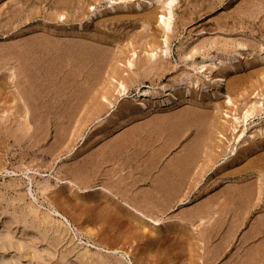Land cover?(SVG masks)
<instances>
[{
  "label": "rangeland",
  "instance_id": "1",
  "mask_svg": "<svg viewBox=\"0 0 264 264\" xmlns=\"http://www.w3.org/2000/svg\"><path fill=\"white\" fill-rule=\"evenodd\" d=\"M11 1L13 2L11 3ZM18 1L19 0L17 1L16 0L15 1L14 0H10V1L0 0V11L3 14L2 15L0 13L2 15L0 18V22L2 21V25L0 26V46H1L0 50L2 51L0 52V54L3 53L5 55H9L10 57L12 56L11 57L12 59L6 56L7 59H11V62L9 63L8 61L10 60L7 61V59H5L4 61L3 59L4 56L1 54V56H3L2 57L3 60L1 59V56H0V62L1 60H2V63L5 62V65L1 63L2 67L0 68V78H1L0 82L1 83L4 82L5 89L7 88L5 91H3L4 89L2 88H4V83L1 84V87L2 86L3 87L0 88V90L1 92L2 91L3 92L2 93L0 92L1 93L0 94L1 95L0 96V195L4 193L5 197L3 199L0 196V206H1L0 209H3L2 207H6L4 206L6 204L9 206L11 203L13 204V202L10 203V201L14 199L13 197L18 196V194L23 195V196L25 195L26 203L32 202L41 212H47V213L49 212L48 214H50L54 219L61 220L64 223V225L66 226V227L64 226V228H67L68 234L66 233L67 236H65L63 246H65L64 243H66L67 248L70 249L72 246H69V245L71 244L73 245V248H75V251L77 252L81 251V253L84 252L83 250L85 249L90 250V252L100 253L104 255V257L106 256L107 259L109 258L110 259L109 261L112 263L121 262L119 264H237V263L242 264L243 259L246 260L250 256V254L248 255V253L251 250L253 252L254 243H257L256 241H260L263 238V235L257 236V237H254V235H251L252 234L251 229H252L253 224L256 222L255 220L257 219V217H259L257 214L260 211H262V209L264 210L263 208L264 207V204H263L264 194L261 195L262 198L258 201L255 200L257 195L254 196L255 198L254 201H252L253 200L252 199L251 203L247 206L248 208L246 207L247 210H245L246 212L244 215L245 218L242 220L243 222L241 223H240L241 220L239 221V219L238 220L236 219L239 222L237 223V221L234 219L235 213L232 208L230 209L227 206L224 207L225 213H223V215H221L222 213L219 214V216H222L219 219H218V213L214 212L217 214V216L215 215L216 218L213 213L212 214L213 216L211 217V219L207 220L208 222L210 221V224L208 225L207 223H205V225L208 227L207 228L208 230L206 231L208 234L207 236L209 238L205 242L206 245L202 243V241H205V240L203 239L202 241L199 240V238L201 239L200 235L198 234L199 231L202 228L205 229L203 226L198 224L199 221H194L196 223L198 222L197 226L199 225L198 227L197 226L195 227L192 224L191 225L189 224L190 221L187 223L188 220L184 219L182 217V214L181 216L179 215L182 210L189 209L194 206L197 207L200 205L206 206L204 207L205 209L208 208L211 211L212 210L217 211L219 208L214 203H212L213 199L215 201V199L217 200L220 198L221 200H217V201H219V204L224 205L225 204L224 201L227 200L226 196L231 188L229 185L233 183L234 181L232 180L230 183L229 181L231 179L229 180L224 179L223 176L226 174L225 171L228 172L229 170L231 171L234 169H238V165L240 167L243 163H245L244 161L247 158L246 157L244 158L241 154L247 155L246 153H248V150H249L248 147L252 148L254 144H258L259 147L264 146V60H262V58H264V0H174L170 5V9H171L170 18L171 19L169 20L170 21L169 22L170 31L168 30V32L165 29V25L161 22L160 17L161 15H164L165 17L167 16L169 17V14L167 12L168 8L166 5V3L169 0H157V2H155L156 0L155 1L153 0V3L151 4L149 2H152V0H149V1L148 0H128L126 2H124V0H116V1H110V0H83L82 1L81 0V2L80 0H77L78 2L76 0H72V1L64 0V2L66 3V9L63 11H60L59 13H57L55 8L53 7L52 2L54 0H47V1L46 0H20L22 1L21 3L20 1L19 2ZM82 2H84L85 4ZM78 3L79 4L82 3L81 6ZM138 3L142 7H137ZM16 4L22 7L18 6V9H17ZM11 6H16L17 11L20 9L19 11H21L22 14L21 12L18 13L14 8L13 10ZM112 6L114 8H111ZM9 7H10V10L9 9L7 10L6 8H9ZM31 8L33 10H31ZM74 8H76V10H74ZM155 8L156 10H154ZM29 9L32 13L29 11ZM5 10H7L8 12L6 13ZM53 10L55 12H53ZM12 11L13 12L15 11L16 13L15 12L13 13ZM26 11H28V13ZM145 11L148 12L149 14L153 12V15L155 16V18H157L156 19L157 21H156L154 19V16L152 15L153 21L151 19L152 24H149V26H151L150 28L147 25V22H145L146 24L145 26V24H143L144 21H142L143 20L142 15L147 14ZM24 13L28 14V15L26 14L27 19H25ZM131 13L135 15L138 14V15L133 16V14L131 15ZM4 14H7V17H9V19L11 18V20L7 19L6 15ZM12 14L13 16H9ZM17 14L18 15L21 14L20 17ZM124 14H129L131 18L123 19L121 16ZM113 15L119 16L116 21L114 22L112 21L113 24L110 21L109 22L106 21L108 20L107 19L108 17H109V20L111 17H114ZM45 17H47L49 20ZM104 17L106 18L104 19ZM139 18L141 19L140 22L142 21L143 23L140 24V22L138 21ZM3 21L7 23L5 25L6 27L4 26L5 23ZM9 24L11 27L9 26ZM39 25L41 29L37 27ZM41 26L44 27L45 29L43 28L44 29L43 30ZM26 27L27 29H25ZM28 27L29 28L31 27L30 30H28ZM34 27H37L36 28L37 30ZM52 27L56 29V33L54 32V34L53 32L47 29V28H52ZM69 29L74 30V31H71ZM66 30L70 34L71 32L72 33L74 32V34L70 35L67 32L68 34L67 35L65 33ZM140 30L143 31V34L145 30L144 36H142L143 34L140 33ZM147 30L148 32L146 34ZM30 31L32 32V34L30 33ZM165 31L167 34H165ZM43 32H44V35L46 36L47 35L50 36V34L51 36L52 34L54 36L59 33L54 38H57L59 36L58 38L60 39L62 37L63 40L62 39L61 40L63 43L65 40L63 36L64 37L67 36L68 38L66 40L68 41H69V38L72 39L75 36L76 39L78 38V40L80 41H83V39L85 38H87V40L89 39V41H86V44L88 43V45L90 44L94 45V43H96L94 45L96 46V45L101 44L102 46H105L104 47L105 49L106 48L109 49L108 52H111L112 50V52L110 53L111 58L105 59V60H108V64H107V61H104L101 58H97L98 62L94 61L96 60V58L94 59L92 57L93 60L90 58L89 61L91 62H96L100 64L105 63L106 65L97 64L100 67V70L103 67L105 69V70L103 69L102 71H100L101 73H98V76H97V79L99 78V76L100 78L102 77L101 78L102 82L100 80V83H97L99 82V80L93 78L95 79V81L97 80V82L95 83V81L91 79L89 83H92L93 81V86H94L93 89L95 92L90 93L88 91L90 93V94L88 93V96L89 95L90 96L89 97L87 96L86 97L87 99H85L84 97L85 94L87 93V91H85V94H84V89H86V87H88L89 89L92 87L89 84H88L89 86L88 85L86 87L84 86V84L86 83L85 78L88 77L87 76L88 70L86 71V69H88L89 66H86L84 68L85 71H83L82 69L83 72L79 74V76H77L82 79L79 80V78H73V77L72 78L70 77V79H68L67 71H69L70 70L69 68H71V65L69 64L68 59H67L68 62L66 61V58L64 60L65 62L63 61L64 63L67 62L68 64H60L61 67L65 65L63 67L64 69L60 67L59 69L58 66L60 65L56 67L53 63L47 62L49 61V59L46 58L44 54L42 55V58H46V59H42L40 56L41 54H37V55L31 54V52H29V49H27L30 46L27 43L29 41L28 36L33 35L29 38H33V37L39 38L40 35H43L42 34ZM97 32L101 33L102 36H100L101 34L99 35V33L96 34ZM60 33H63V34H60ZM89 33H91V35L95 33L93 36L97 37V39L95 38V40H97L100 43L97 44L98 42L95 41L93 36L91 37V35H89L91 37L90 38L87 35ZM164 34L167 35V37L164 36ZM99 36L100 38L104 37L105 40L103 38L101 39V41H99L100 39ZM141 36L143 38H141ZM12 38H13V41L15 40L13 43V47L10 46L12 45L11 43ZM16 38L19 40L18 41L19 43L17 42L15 44V42L17 41ZM164 40H166V42ZM23 43H25V45ZM65 43H68V42L66 41ZM106 44H107V47H106ZM150 44L155 48V50H153L154 52L151 50L152 47ZM4 45L5 46L9 45V46L7 50L3 52V50L5 49ZM155 45L156 46L158 45V46L155 47ZM224 45H226L225 49H223ZM14 46L16 49H13ZM17 46L18 47L20 46V48H18ZM108 46L111 47V49ZM149 46L151 47L150 51L152 52H149V50H147ZM24 47H25V50L27 49L26 52L24 51ZM132 47L133 49H135L134 55L133 53H131ZM34 48H36V46H34ZM142 49H144L145 52ZM165 49L169 50L167 54H166ZM222 49L224 51L221 53L220 50ZM16 50L24 51L25 54L28 52V54H26L27 62L31 60L30 57H32V60H35L38 55L39 56L37 58L40 57L39 58L40 60L36 59L35 60L36 62L34 61L35 62L34 64L32 60L29 61L28 64H26L28 66L26 67V70L28 69L29 70L26 74L24 71L25 76L24 74L23 76L26 78L31 77V78H27L26 79L27 81L25 80L23 76L19 75L20 72L18 71L17 68L13 69L14 71L12 70V68H15L16 67L15 65H17L15 63L16 62L15 59H13V56L15 57L16 52H12ZM191 53H193V55H191ZM108 54H107V57L109 56ZM124 54L126 58H124L123 61H119V64L116 63V66L118 65L120 67L119 69H122L121 70L122 75H125L123 77H127V75L131 77L133 73H135L134 75L136 76L137 74L136 76L137 78L133 76L136 81L135 83H132L128 80L130 84L126 82L127 83L126 90L123 92L118 89L119 86L116 83L117 82L116 78H114V80L113 79L111 80L107 77V70L109 69L110 64L113 62L112 59H115V58L117 59L118 57H124ZM32 55H34V57L36 56L35 59ZM136 55H138L137 57H140V58L142 57L144 58V56L150 57L154 55V57H151L152 63L151 62L150 63L152 65H153V61H152L153 58H154V61H156L155 59L160 60V57L162 58L163 56L164 59L162 58V60H160L162 61L163 64L159 65L160 63L157 62L158 63L157 64L155 62L153 66L149 67L150 65L149 63H148L149 65L147 63H144V65L142 66L139 65L140 66L139 67L138 62L142 64V62H140L142 59L140 58L137 59ZM185 55L187 57H185ZM202 55H209L215 58V60L217 59L216 60L218 64L217 68L211 74L213 77L210 75V79L206 77L207 74H205L204 69L195 70L193 68L194 65L202 59ZM114 56L116 57L114 58ZM129 57H130L129 60L133 61V66L126 68L125 67L127 65L126 62ZM135 59H137L138 61ZM12 60L14 62H12ZM163 60L166 62H164ZM41 61H44L47 64ZM101 61H104V62H101ZM220 61L222 62L220 63ZM37 63H39L38 66H35L33 68V66ZM209 63L210 61L207 64L209 65ZM48 64H49V67H46L48 66ZM134 64L135 65L137 64L136 65L137 67ZM145 64H147L148 66L147 65L145 66ZM67 65L69 68L67 67ZM158 65L159 67L163 66L161 67L162 70L161 68L157 67ZM50 66L52 69L50 68ZM8 67L11 70H9ZM151 68L152 69L154 68L155 71L158 72V74L157 72L154 71V69L152 70ZM163 68H164V72L162 73L161 71H163ZM125 69L127 70L125 71ZM132 69H134V71L131 72ZM149 69H151V71ZM51 70L53 74L51 73V75H49L48 73L51 72ZM53 70H55V73L58 76L57 77L55 75L57 77V80H56V77L53 76L55 74ZM61 70H64V71L62 72ZM146 70L150 71V74H148L149 72ZM216 70L222 71L223 74H225L224 77L223 76L220 77L219 84L214 83V81L218 80L217 77L221 75V72L219 71L217 72ZM60 71L62 74L60 73ZM152 71L155 73L152 74ZM33 72H35V74ZM36 72L38 73L37 75H36ZM145 72L146 73L148 72L147 77L146 75L144 76ZM216 72L218 73L217 75H215ZM15 73L17 74V77H15L16 76ZM28 73L30 75H28ZM32 73L33 75L31 76ZM183 73L189 74V75L191 74L190 79L194 83V86L193 88L192 86H190V93L188 95L184 94L183 98L179 100L177 99L173 100V103L172 104L170 103L169 108L148 109V111L147 110L142 111V113L139 114V116L141 117V118L138 117L139 120L138 118H133L127 112L123 111L121 113V107L124 106V104L128 105V107L132 109L137 110V107L140 104V99H141L140 93L142 91L157 89L158 87L161 86V83L162 85L163 83L166 84L169 81H171V79H174L175 77L178 78L177 76L179 77L182 76ZM248 73H250L251 75L250 74L248 75ZM63 74H65L67 78H64L66 76L64 75L63 77L62 76ZM84 76L85 78H83ZM21 77L26 81L24 83H26L27 86L23 82H21L22 81ZM59 77H61L63 81H61L60 80L61 78ZM235 77L236 79L238 78L241 79L240 80L241 84L238 86V88H236V90L234 89L235 92L233 93V91H230L228 89L231 87L233 83L232 80H234ZM29 79H31V81ZM18 80H20V83L18 82ZM70 80L72 81L69 82ZM81 80H84V81H81ZM46 81H47L46 84H48L49 82L48 86L50 87H53L52 85H54L55 83L56 84L59 83L60 87H59V84L54 85L53 87L54 89L47 87L51 89V92H52L51 93L49 89L45 87L47 86L44 83ZM74 81H77V82L80 81L79 83L81 85H76L77 82L73 83ZM28 82H30L31 84ZM41 82H43L45 85L42 84ZM51 82H52V85L50 84ZM65 82L69 84V85L67 84L69 87L65 86L66 85L64 84ZM82 82H85V83L83 84ZM21 83L23 84L21 85ZM17 84L21 87L23 86V88H26L25 90L21 88L23 90L22 95L20 93L22 92V90L18 87ZM29 84L32 85L33 88L32 86L30 87ZM62 85L66 87V88L64 87L65 89L63 90V96H61L62 94L60 93L62 92L61 90L63 89ZM102 85L107 87V90L108 92H110V94L107 92L108 94L106 95V99L105 98L101 99L100 97V99L97 100V110L99 109L100 111H96V109H95L96 112L94 110L93 111L91 110L92 114L94 115L84 117L85 114H87V112H84L85 108L87 107L86 111H89L91 107V104H89L90 102L89 100L91 99V97L94 98L95 95L98 94V91H100ZM113 85L116 87L115 88L112 87ZM34 86L36 88H34ZM79 86L80 88H78ZM81 86L84 87L83 90L81 89L82 88ZM43 87L46 88L45 90H48V93L45 92L44 89L43 90L41 89ZM57 87L58 89H55ZM205 87H207V89ZM18 89H20V92L18 91ZM35 89H37L36 91L40 89V91H42L41 94L39 93L37 94L35 92ZM71 89H74V90L71 91ZM31 90H33L32 96L34 100L32 99V97H30ZM56 90H58V92ZM178 90L181 92L185 91L184 87H179ZM54 91L56 92L54 93ZM81 91L83 92L81 93ZM18 92L20 94H18ZM72 92H74L75 94L77 92L79 95L78 94L75 95ZM25 93H27L26 96L28 95L27 99L29 103L28 102L27 103L31 105V101L33 100L34 102L32 101V107L35 106L34 108H37V109L34 110V108H31V106L28 105L30 107L29 108V107H26L25 104H22L21 102L22 99L20 101V97L21 96L23 97ZM82 96L84 97L85 102H83ZM228 97L231 98L230 103L228 102ZM78 98L81 100L80 101L81 104L85 103L84 106L79 104ZM52 100H53V105H52ZM46 102L47 104H49V106L45 104ZM204 102L208 104L205 103V106H204ZM33 103H36L38 105L33 104ZM75 103H77V105ZM98 103L101 105H99ZM185 106H188V107L191 106L192 108L195 107V108H200L203 110L205 108L206 110L210 109L212 113L209 112L210 110H207L208 113L209 114L214 113L213 114L214 116L211 114L209 115L211 117L210 119L216 120L217 125L220 128H222L221 129L222 132H218L217 128L212 129L215 131L214 134L216 133L215 136L213 134L214 138H212V141L214 144L218 145V148L215 149L217 153L216 154L213 153L214 163L213 164L211 163L212 165H210V161H209L205 163V166L203 167L202 163L204 162H202V160L204 159V155H203V148H202L201 149L202 152H200L201 155L198 158L199 159L198 163H200L201 167L203 168H201L199 164H196V167L193 169L194 171H192L193 173H192L191 178H193L194 174H195L194 176L197 175L196 176L197 178H195V181L193 180L194 178L193 179L189 178V180L187 181V183H192L194 184V186L191 185V188L188 190L185 187L183 189L184 191L182 190L180 193V195L182 194L181 196L183 197H181L180 198L181 200H178L175 205L173 204L174 206L172 205L170 206V208L169 207L167 209L164 208L163 210L162 208H160L159 212L156 208H153L152 206V209H154V213H153V210L149 206L150 203L145 204V202H143L142 204H138L141 201L136 202V203L133 201L134 198L137 197L136 192L141 186L143 188L146 187L145 189L151 186L152 176L153 174L155 175L154 172L158 170L157 168L156 170L153 169L152 171L153 173L151 175L149 174L150 171L146 169V163L144 161V158L147 156L146 155L147 151L143 152L144 148L139 149L141 152L140 153L141 156L138 154L139 157H137V154L135 155L133 153V151L136 150V148L138 149V147H140V145H138L139 143L137 144L135 143L136 145L133 144V146H136L134 147L135 149L131 148L132 146L130 147L131 149L127 148L128 150L130 149L129 152L125 148H123V150L120 152L119 151L115 152V155L116 153H118L120 154V156H122V159L124 162L123 161L121 162L122 160L121 157L119 159V162L115 161V160H118L119 155L117 154L116 156L118 157H116L113 152V153H110L111 155L113 154V157L110 155L111 157L110 158L109 154L108 156L105 155V157L107 158L109 157L108 160L105 161V159L103 158V161L100 160L99 161L100 163H97L99 165L101 164L102 165V166L100 165L101 167H106V168L108 167L107 172H110L111 170L113 171L121 170L119 164L120 162L121 164L123 163L124 165L123 164H122L123 166L121 165L123 167L122 168L123 170L121 171L123 172H118V171H114V172H118L119 178L124 177V176L127 177L126 178L127 183H130V181L128 180H131L133 178V177L130 178L131 175L133 176L134 174L135 177L139 178L141 177L140 174H142V172L147 173L146 181L139 182V184H137L136 186H133L134 187L133 189H128L132 186H130L131 184L129 186L127 184L126 188L130 191L128 192L129 195L128 194H126L127 196L124 195L125 191L123 192L122 189L124 188L122 186H120L122 187L120 189L119 186L118 187L115 186L116 187L115 188L112 184L106 185L107 182L102 183L105 179H107L106 175H104V173L106 172L105 171L106 169L101 168L98 165H97V168L99 169L98 173L91 172L94 175L95 173H97L95 178H93L94 175L92 176L91 173L88 171L90 173L88 175L92 177V178L89 177L90 178L88 182L89 184H84L85 180H82V179L81 181H79L81 177L78 176L79 178L78 177L76 178L74 176V173L72 172L74 169L72 167H74L76 161H79V163L78 162L77 163L80 164L81 161H84V159H87L90 156L92 157L93 155L96 156V158L93 156L94 159L99 160V157H97V153L95 155V152H98L100 150L99 146L102 145L101 142H103L107 138L108 139H110L111 137L114 138L115 135L118 133V131L119 132L125 131L126 128L128 129L132 127L131 124L133 123L139 124V121H141L142 119L143 121H141V123L145 122L144 119H148L149 117L150 119H152L151 116L155 117L157 115L158 117V115L161 116V114L163 113H168V114L173 113L175 110H178ZM253 106L255 107L256 111H253V114H251L247 118L246 122L244 121L242 122L243 112L247 108L253 107ZM216 107H218V110L220 109L217 112L215 109ZM240 116H241L240 121L242 123L238 124L235 121V118L240 117ZM70 118H72L71 121H70ZM125 120H128V121H125ZM119 124L120 125L122 124V125L120 126ZM149 126L152 127L151 125H148V128H149L148 129L147 126H145L146 128L141 126V128H139L137 131L138 133L136 132L137 135L142 134L141 136L140 135L139 136L140 138L143 137V134L146 133L147 130H150V131L152 130L150 129ZM140 129L143 130V133L140 132L141 131ZM189 130L190 131H188L184 135V137H182L179 140L178 144L175 145L166 154V156H164L162 160H160L159 165L157 166L162 168V166L166 164V161L171 159L174 156L173 154H175L176 152H179L180 149H182L183 143H185L187 139H189L191 135H193L194 133L193 130L195 129L194 127H190ZM240 130L243 131V134L241 137L238 135ZM149 133L150 132L146 133V135L148 134L147 137L153 136L152 138H154L155 133L154 134L150 133L151 135ZM165 134L168 135V133H164L160 135L161 140L158 139L157 137L156 139L157 143L155 141L153 145L161 146L164 143V141L167 140V138H169V135L167 136ZM146 135L144 134L145 137ZM163 136L165 137V139ZM140 140H142V138ZM104 142L106 143V141ZM219 145L221 146L223 145V147L221 148V146ZM93 146L95 148L93 149L94 151L92 150L94 154L90 152ZM256 148L257 150H259L258 147ZM124 149L127 151H125ZM241 149H243L242 150L243 153L241 152ZM131 151L134 155L131 154ZM218 152L219 153L221 152V154H218ZM79 153L81 154L80 157L83 158L82 160L79 157L80 155ZM85 154L90 155V156L86 157ZM148 154H149V150H148ZM236 154L237 155L240 154V155L237 156ZM129 155H131L132 157ZM143 155H145V157ZM214 156H215V159H214ZM235 157H239V158H235ZM130 159H133V160H130ZM236 160H238V163ZM104 161L107 162V164ZM110 161H112L113 164L112 162L110 163ZM135 162L138 164H136ZM149 162H151V159L149 160ZM117 165L120 169L117 167ZM132 165H134V168L136 167L138 169L140 168V170H138L137 168L134 169ZM235 166L237 167L235 168ZM125 167L128 169H126ZM197 167L198 168L200 167L201 169L197 170ZM101 169H105L104 170L105 172ZM130 170L132 171V173ZM196 170L199 174L196 173ZM100 171L101 173H103L104 176L101 175ZM129 171H130L129 175L131 174L130 176H128V173H127ZM222 173L224 174L222 175ZM82 177H84L85 179H88L87 174H86V177L85 175L84 176L82 175ZM245 177L246 176H243V179L246 180L247 177L246 178ZM248 178L250 177L248 176ZM227 182H229L230 184ZM256 183L259 185L260 182L257 181ZM44 186H46V188L48 187L47 188L48 190H46V193H45L46 188L43 189ZM253 186L256 188L255 184ZM42 190L44 191L45 194L42 192ZM119 190H122V191H119ZM221 190L223 192H221ZM254 190L256 191V189ZM187 191H188V194H187ZM225 191L227 192V194ZM258 191H260L259 188L256 191V194H258L257 193ZM73 192L74 194L76 193V195H79L81 197L80 198L75 197L76 195H74ZM120 192L121 193L123 192L122 193L123 195H121ZM56 194L58 195L57 196L58 199L55 198ZM215 194H217V196ZM222 194L224 195L222 196ZM61 195H63L65 198L63 196L61 198ZM91 198L94 203L97 202L101 204V206H99L100 208L97 207V209H94V210L91 208L89 209L87 208L90 204H92L91 202L92 200L91 201L89 200ZM58 201L60 202L58 203ZM16 203L17 202H15L13 205H15ZM209 203L211 204V206ZM102 204L104 205L106 204V206L104 207ZM146 205H148V208H145ZM142 206H145L144 207L145 209ZM213 206L215 207V209H213L214 208ZM106 207L112 209V211L114 210L113 213L112 211H109L110 209L108 210ZM86 208L89 211L91 209V213L88 212ZM101 208H104V209L106 208L105 210L106 211L108 210L107 213L111 212L110 214L108 213L111 217L108 214L104 213L103 211L104 209H102V212L104 213V214L102 213V217L97 218L96 216L93 215V214L101 212V211H98ZM148 209L149 210L151 209L150 210L151 212ZM55 210H57V212ZM95 210L97 211L95 212ZM146 210L148 211L147 213L145 212ZM156 211L158 213H156ZM114 212L116 213L117 216L113 215L115 214ZM118 212L119 213L121 212L120 215L124 216L125 219L124 218L123 219L127 223H123L124 220L118 218V216H120L118 215L119 214ZM142 212L145 213V216H143L144 214L140 215ZM91 215H93L95 219L93 218V216L91 217ZM106 215L108 218L109 217L110 218L108 219ZM133 216L139 217L140 220L144 219L143 221L149 225L150 230L151 228H156V227L163 231L167 228H170V229L174 228L175 230L172 229V231L173 232L177 231L175 234H178V236L176 235V237H174V233L172 231L164 232V237L167 235L166 237L170 238L169 234L171 233L173 234L171 235L172 236L171 238L174 237V239L167 240V238L165 239L163 238L165 241H162V239L160 238H162L163 233L162 234L160 233L161 235L159 234L152 235L150 232H147L143 228V225L140 224V222L135 221ZM92 218L95 221L97 219L99 221L95 222L93 220L92 222L91 220ZM116 220L117 221L120 220V221L117 222ZM129 222L132 223V225L128 224ZM86 226L92 227L94 229V231L92 230L93 233L91 234L93 236L91 235L89 236L87 233H85L86 231L85 229H87L85 228ZM130 226H132L133 228ZM170 226H173V227H170ZM176 226L179 227V229ZM149 228L147 230H149ZM176 228L180 231H181V228L182 229L184 228L183 230L187 233L186 235L187 237L185 238L184 236H182V233L180 231L178 232ZM128 230L129 231L131 230V231L129 232ZM165 233L167 234L165 235ZM179 233L181 234V236H179L180 235ZM136 234L139 235V238H138V235ZM188 234H192L193 236L190 235L191 236L190 237ZM19 235H20V231L17 232V235H16L17 238L14 241H16L17 239L18 241H20L21 238L19 239ZM192 237L193 239L194 237H196L195 240L193 241L195 243V248L193 247L194 250H192V248H189V245L190 246L191 244L193 245V242H191L193 240ZM252 237H254L255 239ZM70 238L71 239L73 238L72 239L73 241ZM177 238L179 239V241L181 240V242H179ZM190 238L192 239L191 241H190ZM67 239L69 243L66 242ZM105 239L106 241H108L107 244L104 242ZM186 239H189L191 243L189 241L187 242ZM173 240L174 241L177 240L176 241L177 244H181L182 242L184 243H182L181 245H177L175 244L176 242H174ZM27 241H29L28 237L22 238L23 245H26ZM98 242L99 243L101 242V243L99 244ZM185 242L186 244L188 243L185 246L187 250L182 251L184 247V246L182 247V245L183 244L185 245ZM102 243L103 245L101 246ZM108 243L114 244V248L111 245L106 246L108 245ZM173 243L175 246H177V248L175 247V250L171 252L172 249H174ZM221 244L223 245V247H221ZM63 246H61V250L66 248V247L64 248ZM121 246H123V248ZM204 246L206 249H204ZM212 248H214L215 251L218 249L217 250L218 252L216 251L215 253V251ZM13 249H19L18 255L14 257L13 260H10V262L7 264H61L59 262V254L61 252L59 253V251L57 252L55 257H53L54 255L48 256L46 253H43L42 257H39L38 254L34 255L33 249L29 247H22V246L20 247V245H15ZM178 249L182 251L181 255H180V252L177 253ZM143 250L148 252V253L145 252L148 254L147 256H145L146 255L145 253L143 254L144 252ZM188 250L191 253H195L194 251L196 250V254H192V257H193V258L191 257L192 259L190 258L191 256L190 253L187 252ZM211 250L213 251L211 252ZM184 252L186 255L183 254ZM173 254H177V255L174 256ZM178 254L182 258H179ZM247 255L248 257L246 258ZM240 259H242V261ZM239 260H240V263H239Z\"/></svg>",
  "mask_w": 264,
  "mask_h": 264
},
{
  "label": "bare ground",
  "instance_id": "2",
  "mask_svg": "<svg viewBox=\"0 0 264 264\" xmlns=\"http://www.w3.org/2000/svg\"><path fill=\"white\" fill-rule=\"evenodd\" d=\"M10 1V0H9ZM15 1V0H14ZM17 1V0H16ZM20 1V0H19ZM18 1V2H19ZM47 1V0H46ZM68 1V0H67ZM70 1H72V0H70ZM77 1V0H76ZM75 1V2H76ZM83 1V0H82ZM110 1H116V0H110ZM126 1H128V0H124V2H126ZM149 1V0H148ZM155 1V0H154ZM174 0H169L167 3H166V5H167V12H168V14H169V17L167 16V17H165L164 15H161V22L165 25V29L167 30V32H168V30L170 31V15H171V9H170V5H171V3L173 2ZM13 1H11V3H12ZM22 1H20V3H21ZM24 2V1H23ZM28 2V1H27ZM78 2V1H77ZM76 2V3H77ZM80 2H81V0H80ZM79 2V3H80ZM155 2H157V0L155 1ZM7 3V2H6ZM9 3V2H8ZM19 3V4H20ZM26 3V2H25ZM24 3V4H25ZM49 3V2H48ZM50 3H51V1H50ZM72 3V2H71ZM78 3V4H79ZM82 3H84V2H82ZM81 3V4H82ZM150 4L151 3H153V0H152V2H149ZM23 4V5H24ZM52 4H53V7L55 8V10H56V12L57 13H59L60 11H63V10H65L66 9V3L64 2V0H54L53 2H52ZM70 4V3H69ZM81 4H79L80 6H81ZM85 4V3H84ZM11 5V4H10ZM35 5V4H34ZM16 6H17V9H18V6H20V5H17L16 4ZM16 6H11L12 7V9L14 8L16 11H17V9H16ZM32 6H33V4H32ZM77 6V5H76ZM147 6V5H146ZM20 7H22V6H20ZM19 7V8H20ZM35 7H37V6H35ZM46 7V6H45ZM127 7V6H126ZM137 7H142L139 3L137 4ZM30 8V7H29ZM33 8H34V6H33ZM111 8H114L113 6L111 7ZM7 10L9 9L10 10V7L9 8H6ZM13 9V10H14ZM24 9V8H23ZM7 10H5L6 11V13L8 12ZM20 10V9H19ZM17 11L18 13H20L21 11ZM22 10V9H21ZM26 10H27V8H26ZM31 10H33L32 8H31ZM45 10V9H44ZM74 10H76V8H74ZM152 10H153V8H152ZM154 10H156V8L154 9ZM29 11H30V9H29ZM13 12V11H12ZM15 12V11H14ZM13 12V13H14ZM27 13H28V11H26ZM31 12V11H30ZM35 12H36V10H35ZM52 12V11H51ZM53 12H55L54 10H53ZM146 12V11H145ZM0 13H1V11H0ZM16 13V12H15ZM27 13H24V16H25V19H27L26 18V14ZM32 13V12H31ZM62 13V12H61ZM138 13V12H137ZM141 13V12H140ZM147 14H144V15H142V21H144V23L141 21L140 22V18H139V22H140V24L141 23H143V24H145V22H147V25L149 26V24H152L151 23V19H152V17L154 16L153 15V12L152 13H148V12H146ZM156 13V12H155ZM2 14V13H1ZM0 14V18H1V16L3 15H1ZM21 14H22V12H21ZM20 14V15H21ZM64 14V13H63ZM130 14V13H129ZM129 14H124V15H122L121 17L124 19H130L131 18V16L129 15ZM133 13H131V15H132ZM139 14V13H138ZM138 14H136V15H138ZM4 15H6V17H7V14H4ZM18 15V14H17ZM20 15H18L19 17H20ZM28 15V14H27ZM54 15H56V14H54ZM59 15V14H58ZM66 15V14H65ZM117 15H119V14H117ZM135 14H133V16H136ZM153 15V16H152ZM166 15V14H165ZM9 16H13V14L12 15H9ZM52 16V15H51ZM114 17H111L110 18V20H109V17L107 18L108 20H106V21H110V22H114V21H116L117 19H118V17L119 16H116V15H113ZM28 17V16H27ZM50 17V16H49ZM116 17V18H115ZM13 18V17H12ZM45 18H47V17H45ZM56 18V17H55ZM106 17H104V19H105ZM7 19H9V17H7ZM22 19V18H21ZM20 19V20H21ZM24 19V20H25ZM30 19V18H29ZM48 19V18H47ZM46 19V20H47ZM154 19L156 20L157 18H155V16H154ZM6 20V19H5ZM4 20V21H5ZM9 20H11V18L9 19ZM19 20V21H20ZM49 20V19H48ZM103 20V19H102ZM3 21V22H4ZM99 21V20H98ZM100 21H101V19H100ZM99 21V22H100ZM105 21V22H106ZM127 21V20H126ZM135 21V20H134ZM152 21H153V19H152ZM157 21V20H156ZM16 22V21H15ZM14 22V23H15ZM113 22H112V24H113ZM5 23V22H4ZM19 23V22H18ZM17 23V24H18ZM21 23V22H20ZM28 23V22H27ZM44 23V22H43ZM102 23H104V22H102ZM7 23H5L4 24V26L6 25ZM11 24V23H10ZM10 24H9V26H10ZM45 24V23H44ZM2 25V21L0 22V26ZM35 25H37V24H35ZM52 25V24H51ZM102 25V24H101ZM45 26V25H44ZM145 26H146V24H145ZM3 27V26H2ZM6 27V26H5ZM11 27V26H10ZM37 27H39L40 28V25L39 26H37ZM37 27H34L35 29L37 28ZM42 27V26H41ZM151 26H149V28H150ZM4 28V27H3ZM31 28V27H30ZM30 28L28 27V30H30ZM33 28V27H32ZM44 27H42V29H43ZM67 28V27H66ZM25 29H27V27L25 28ZM41 29V28H40ZM45 29V28H44ZM43 29V30H44ZM49 31H51V32H53V34H54V32L56 33V29L55 28H47ZM46 29V30H47ZM68 29V28H67ZM146 29V28H145ZM37 30V29H36ZM69 30H71V29H69ZM62 31V30H61ZM71 31H74V30H71ZM78 31V30H77ZM76 31V32H77ZM83 31V30H82ZM88 31V30H87ZM6 32V31H5ZM40 32H41V30H40ZM60 32V31H59ZM65 32V31H64ZM67 30H66V34H67ZM134 32V31H133ZM147 32H148V30L146 31V34H147ZM21 33V32H20ZM30 33L32 34V32L30 31ZM36 33V32H35ZM39 33V32H38ZM50 33V32H49ZM58 33V32H57ZM69 33V32H68ZM82 33V32H81ZM85 33H87V32H85ZM99 32H97L96 34H98ZM138 33V32H137ZM140 33H142L143 34V31L142 30H140ZM139 33V34H140ZM19 34V33H18ZM29 34V33H28ZM34 34V33H33ZM43 35H40V37L38 38V37H33V38H29V37H31V36H33V35H31V36H28V39H29V41L27 42L29 45V47L27 48V49H29V52H31V54H41L40 56H41V58H42V55L44 54V56L46 57V58H48L49 59V61H47V62H50V63H53L56 67L58 66V65H60V64H68L67 62L69 61V64L71 65V68H69L68 67V65H67V67L70 69L69 71H67L68 73H67V75H68V79H70V77L72 78H79V80L80 79H82V78H80V77H77V76H79V74H81L83 71H85L84 70V68L86 67V66H89L88 67V69H86V71L88 72L87 73V76L88 77H86L85 78V76L83 77V78H85V82L87 83H85V82H82L83 84H84V86L86 87L88 84L89 85H91L92 87L89 89L88 87H86V89H84V94H85V91H87V95L85 94V99H87L86 97L88 96V93L90 92V93H93V92H95L94 91V86H93V81H92V83H89L90 81H91V79L92 80H94L95 81V79H97V76H98V73H101L100 71H102L103 69H104V67H103V65H102V69L100 70V67L97 65V64H100V63H96V62H91V61H89L90 60V58L92 59V57L95 59L96 58V60H94V61H97V58H101V59H103L104 61H107V64H108V60H105V59H108V58H111V52H112V50H111V52H108V50L109 49H105L104 47L105 46H102L101 44H99L100 42H98L97 40H95V38L97 39V37H94L93 35L95 34H93V35H91V33H89V34H87L88 36L89 35H91V37L93 36V38H94V40L95 41H97L98 43L97 44H99V45H96V46H94L96 43H94V45L93 44H90V45H88V43L86 44V41H89V39L87 40V38H85V39H83V41H80V40H78V38L76 39V37L74 36V35H72V36H74L72 39L71 38H69V41L68 40H66L68 37L66 36V37H64L63 36V38H65V40H64V43L62 42V37L59 39L58 37L57 38H54L55 36H57V35H54L53 36V34H52V36H51V34H50V36H46V35H44V32L42 33ZM46 34V33H45ZM48 34V33H47ZM60 34H63V33H60ZM65 34V35H66ZM70 34V33H69ZM71 34H74V32L72 33L71 32ZM70 34V35H71ZM79 34V33H78ZM101 33H99V35H100ZM133 34V33H132ZM141 34V35H142ZM165 34H167L166 33V31H165ZM164 34V36H166L167 37V35H165ZM30 35V34H29ZM38 35V34H37ZM68 35V34H67ZM76 35V34H75ZM86 35V36H87ZM105 35V34H104ZM145 35V30H144V34L142 35V36H144ZM21 36H22V34H21ZM27 36V35H26ZM25 36V37H26ZM83 36V35H82ZM100 36H102V34L100 35ZM100 36H99V38H100ZM138 36H140V35H138ZM141 36V38H143ZM168 36H169V34H168ZM90 37V36H89ZM90 37V38H91ZM152 37V36H151ZM166 37H165V39H166ZM14 38V37H13ZM13 38H12V45H10L11 47H13V43H14V41H13ZM17 38H19V37H17ZM16 38V39H17ZM27 38V37H26ZM26 38H25V40H26ZM75 38V39H74ZM104 38V37H103ZM102 37L99 39V41H101V39H103ZM15 39V38H14ZM62 39V40H61ZM81 39V38H80ZM10 40V39H9ZM104 40H105V38H104ZM152 40V39H151ZM19 40L17 39V41L15 42V44L18 42ZM68 42V43H65V42ZM91 41H93V40H91ZM112 41H114V40H112ZM165 42H166V40H164ZM170 41V40H169ZM20 42H22V41H20ZM24 42V41H23ZM7 43V42H6ZM10 43V44H11ZM19 43V42H18ZM90 43V42H89ZM152 43V42H151ZM8 44H9V42H8ZM22 44V43H21ZM24 45H25V43H23ZM170 44V43H169ZM223 44V43H222ZM20 45V44H19ZM101 45V46H100ZM146 45V44H145ZM151 45V44H150ZM154 45V44H153ZM5 46V45H4ZM3 46V47H4ZM7 46V45H6ZM5 46V49L3 50V52L4 51H6L7 50V48H8V46L6 47ZM22 46V45H21ZM34 46H36V48H34ZM133 46V45H132ZM148 46V45H147ZM158 46V45H157ZM156 45H155V47H157ZM168 46V45H167ZM225 46L226 45H224V48L223 49H225ZM1 47V46H0ZM18 47V46H17ZM106 47H107V44H106ZM109 47V46H108ZM134 47V46H133ZM133 47L131 48V53H133V55L135 54V49H133ZM152 47V48H151ZM151 47L149 46V48L147 49V50H149V52H152L153 50H155V48L151 45ZM223 47V46H222ZM1 48V49H2ZM18 48H20V46L18 47ZM110 49H111V47H109ZM144 48V47H143ZM150 48H151V50L152 51H150ZM192 48H194V47H192ZM221 48V47H220ZM219 48V49H220ZM13 49H16L15 48V46H14V48ZM12 49V50H13ZM21 49H22V47H21ZM27 49L25 50V47H24V51L26 52L27 51ZM118 49V48H117ZM133 49V50H132ZM157 49V48H156ZM220 50L221 51V53L224 51V50ZM142 50H144V49H142ZM141 50V51H142ZM163 50H164V48H163ZM166 50V49H165ZM2 50H0V52H1ZM8 51H9V49H8ZM11 51V50H10ZM24 51H12V52H16L15 53V57L13 56V59H15V63L17 64V65H15L16 67L15 68H12V70L13 69H18V71L20 72L19 73V75L20 76H23V74H24V71H25V74L28 72V70H26V67H28L26 64H28L29 63V61H31L32 60V57H30L31 58V60H29L28 62H27V56H26V54H28V52L25 54L24 53ZM140 51V50H139ZM162 51V50H161ZM169 50H166V54H167V52H168ZM109 54H108V53ZM144 52H145V50H144ZM154 52V51H153ZM163 52V51H162ZM7 53V52H6ZM1 54L5 57H3V56H1ZM0 54V56H1V59H2V57H3V59H4V61H5V59H7V57L6 56H8V57H10L9 55H5V54H3V53H1ZM14 54V53H13ZM107 54L110 56H108L107 57ZM138 54V53H137ZM163 54H165V53H163ZM239 54V53H238ZM152 55V54H151ZM156 55V54H155ZM161 55V54H160ZM183 55V54H182ZM191 55H193V53H191ZM29 56H30V54H29ZM33 57H34V55H32ZM39 56V55H38ZM37 56V57H38ZM138 55H136V58L138 59V58H140V57H137ZM147 56V55H146ZM184 56V55H183ZM218 56H219V54H218ZM12 57V56H11ZM10 57V58H11ZM36 57V56H35ZM35 57H34V59H35ZM36 57V59H39V58H37ZM116 56H114V58H115ZM151 57H154V55L153 56H150V57H145L144 56V58L142 57V58H140V59H142L140 62H142V64L141 63H139L138 62V66L139 65H144V63H149L148 65H149V67L150 66H153L154 64H155V62L157 63H160L159 65H162L163 63H162V61H160V60H162V58H163V56H162V58L160 57V60H157V59H155L156 61H154V58H153V65L151 64L152 62H151ZM157 57V56H156ZM155 57V58H156ZM185 57H187L186 55H185ZM189 57V56H188ZM46 58H42V59H46ZM65 58H66V61H67V59H68V61L66 62V63H64L65 61ZM124 58H126L125 57V54H124V57H118L116 60L115 59H112L113 60V62L110 64V66H109V69L107 70V77L109 78V79H113L114 80V78H116V83L118 84V86H119V90L120 91H125L126 90V86H127V83L126 82H128L129 83V81L130 82H132V83H135L136 81H135V79H134V77L133 76H135L134 74L135 73H133V75L131 76V77H129L127 74V77H123V76H125V75H122V69H119L120 67L118 66H116V63H118L119 64V61H123V59ZM159 58V57H158ZM2 59V60H3ZM12 59V58H11ZM11 59H7V61L8 60H10V61H8V63L9 62H11ZM35 59V60H36ZM130 59V57L128 58V60H127V65L125 66L126 68H129V67H132L133 66V61H131V60H129ZM137 59H135V60H137ZM164 59V58H163ZM2 60H1V62H0V68L2 67L1 66V63H2ZM35 60H32V62H33V64L36 62ZM40 60V59H39ZM93 60V59H92ZM99 60V59H98ZM133 60V59H132ZM166 60V59H165ZM217 60V59H216ZM215 60V58H213L212 56H209V55H202V59L198 62V63H196L195 65H194V69L195 70H205L204 72H205V74H207L206 75V77L207 78H209L210 79V75L212 74V72L217 68V61ZM222 60V59H221ZM262 60H264V58H262ZM35 61V62H34ZM46 61V60H45ZM64 61V62H63ZM100 61V60H99ZM104 61H101V62H104ZM111 61V60H110ZM118 61V62H117ZM124 61H126V60H124ZM138 61V60H137ZM160 61V62H159ZM164 61V60H163ZM210 61V63H209V65L207 64L208 62ZM12 62H14L13 60H12ZM27 62V63H26ZM41 62H44V61H41ZM61 62H63V63H61ZM98 62V61H97ZM151 62V63H150ZM164 62H166V61H164ZM219 62V61H218ZM222 61H220V63H221ZM45 63V62H44ZM49 63V64H50ZM114 63H115V65H114ZM157 63V64H158ZM2 64H4L5 65V62L4 63H2ZM32 64V65H33ZM38 64L39 63H37V64H35L34 66H33V68L35 67V66H38ZM45 64H47V63H45ZM49 64H48V66H46V67H49ZM52 64V65H53ZM101 64H104V65H106L105 63H101ZM100 64V65H101ZM122 64H124V63H122ZM147 64H145V66L147 65ZM156 64V65H157ZM3 65V66H4ZM30 65V64H29ZM31 65V66H32ZM53 65V66H54ZM135 65V64H134ZM137 65V64H136ZM135 65V66H136ZM147 65V66H148ZM159 65L157 66V67H159ZM30 66V67H31ZM65 65H63L62 67H61V65L60 66H58V68L60 67V68H62V69H64L63 67H64ZM128 66V67H127ZM11 67H13V66H11ZM29 67V68H30ZM66 67V68H67ZM137 67V66H136ZM140 67V66H139ZM138 67V68H139ZM161 67H163V66H161ZM161 67H159V68H161ZM32 68V69H33ZM50 68H51V66H50ZM58 68H56V69H58ZM59 68V69H60ZM154 68H155V66H154ZM153 68V69H154ZM166 68V67H165ZM8 69L9 70H11L9 67H8ZM49 69V68H48ZM52 69V68H51ZM55 69V70H56ZM82 69H83V71H82ZM124 69V68H123ZM141 69V68H140ZM139 69V70H140ZM152 69V68H151ZM151 69H149L150 71H151ZM152 69V70H153ZM35 70V69H34ZM55 70H53L54 71V73H55ZM68 70V69H67ZM105 70V69H104ZM127 69H125V71H126ZM161 70H162V68H161ZM160 70V71H161ZM14 71V70H13ZM17 71V72H18ZM30 71H31V69H30ZM33 71V70H32ZM37 71V70H36ZM50 71V70H49ZM49 71H47V72H49ZM62 72L64 71V70H61ZM61 71H60V73H61ZM98 71V72H97ZM132 71H134V69H132L131 70V72ZM146 71H148V70H146ZM150 71H148L147 73L148 74H150ZM154 71H155V69H154ZM159 71V70H158ZM217 71V70H216ZM219 71V70H218ZM217 71V72H218ZM251 71V70H250ZM15 72H16V70H15ZM59 72V71H58ZM104 72V71H103ZM123 72H124V70H123ZM155 72H157V71H155ZM155 72H153L152 71V74H154ZM162 73L164 72V68H163V71H161ZM216 72V74L215 75H217L218 73ZM219 72H221V75H219V77H217L218 78V80H216V81H214V83L215 84H219L220 83V77H224L225 76V74H223V72L222 71H219ZM253 72V71H252ZM34 74H35V72H33ZM33 73L31 74V76L33 75ZM40 73V72H39ZM51 73H52V70H51V72H49L48 74L49 75H51ZM66 73V72H65ZM85 73V72H84ZM146 73V72H145ZM144 73V76L146 75V77L148 76L147 75V73L145 74ZM162 73H160V74H162ZM215 73V72H214ZM251 73V72H250ZM250 73H248V75L250 74ZM14 74V73H13ZM16 74V73H15ZM22 74V75H21ZM25 74H24V76H25ZM38 73L36 72V75H37ZM53 74V73H52ZM62 74V73H61ZM129 74V73H128ZM157 74H158V72H157ZM252 74V73H251ZM250 74V75H251ZM28 75H30L29 73H28ZM27 75V76H28ZM43 75H44V73H43ZM43 75H42V77H43ZM56 75V73L53 75V76H55ZM64 75L65 74H63L62 76L64 77ZM83 75V74H82ZM140 75V74H139ZM156 75V74H155ZM191 75V74H190ZM189 74H182V76H177L178 78H174V79H171V81H169L168 83H163V85H162V83H161V86L160 87H158L157 89H154V90H144V91H142L141 93H140V97H141V99H140V104L138 105V107H137V110H135V109H132V108H130V107H128V105H125L124 104V106H122L121 107V113L124 111V112H127V113H129L133 118H138V117H140L139 116V114H141L142 113V111H145V110H147L148 111V109H158V108H169V105H170V103L172 104L173 103V100H175V99H177V100H179V99H181V98H183L184 97V94H189L190 93V86H192V88H193V86H194V83L192 82V80L190 79V76ZM214 75V74H213ZM23 76V77H24ZM52 76V77H53ZM57 76V75H56ZM55 76V77H56ZM66 76V75H65ZM136 76H137V74H136ZM135 76V77H136ZM143 76V77H144ZM212 76V75H211ZM15 77H17V74H16V76ZM37 77H39V76H37ZM45 77V76H44ZM51 77V78H52ZM58 77V76H57ZM57 77H56V80H57ZM213 77V76H212ZM211 77V78H212ZM216 77V76H215ZM22 78V77H21ZM25 78V80L27 79V78H31V77H24ZM59 78H61V77H59ZM58 78V79H59ZM64 78H67V76L66 77H64ZM93 78H95V79H93ZM102 78V77H101ZM101 78H100V76H99V78L97 79V80H99V82H97V80L95 81V83L97 82V83H100V80H101ZM137 78V77H136ZM1 79V78H0ZM44 79V78H43ZM23 78H22V81L21 82H26ZM30 81H31V79H29ZM41 80V79H40ZM45 80H46V78H45ZM45 80H43V81H45ZM61 81H63L62 80V78L60 79ZM74 80H76V79H74ZM129 80V81H128ZM137 80V79H136ZM194 80V79H193ZM241 79L240 78H238V79H236V77L234 78V80H232V85H231V87L228 89V90H230V91H233V93L235 92L234 91V89L236 90V88H238V86L241 84V81H240ZM34 81V80H33ZM49 81V80H48ZM65 81V80H64ZM72 80H70L69 82H71ZM77 81H78V79H77ZM77 81H74L73 83H75V82H77ZM81 81H84V80H81ZM18 82L20 83V80H18ZM57 82V81H56ZM58 82H60V81H58ZM80 82V81H79ZM79 82H77V83H79ZM101 82H102V80H101ZM109 82V81H108ZM2 83H4V82H2ZM1 82H0V88H2L1 87V84H2ZM18 83V84H19ZM23 83H21V85L23 84ZM28 83H30V82H28ZM34 83H36V82H34ZM42 84H46L47 83V81L46 82H41ZM40 83V84H41ZM62 83V82H61ZM76 83V85H81L80 83L79 84H77ZM111 83V82H110ZM131 83V84H132ZM17 84V85H18ZM25 85H26V83H24ZM31 84V83H30ZM29 84V86L31 87L32 85H33V83H32V85H30ZM44 84V85H45ZM51 85H52V82L50 83ZM59 84V83H58ZM58 84H54V85H58ZM63 84V83H62ZM64 84H66L65 86H67V87H69L68 85V83H64ZM68 84V85H67ZM72 84V83H71ZM103 84V83H102ZM130 84V83H129ZM128 84V85H129ZM47 86H45L46 88L47 87H49V88H51V89H54L53 87H54V85H52L53 87H50V86H48L49 85V82H48V84H46ZM88 85V86H89ZM97 85H99V84H97ZM96 85V86H97ZM101 85V84H100ZM10 86V85H9ZM27 86V85H26ZM43 86V85H42ZM63 86V85H62ZM65 86H63V89L61 90L62 92H60L62 95L61 96H63V90L66 88ZM71 86V85H70ZM18 87L21 89V88H23V86L21 87V86H19L18 85ZM45 87H43V88H41L42 90L44 89V91L45 92H47L48 93V90H45L46 88ZM59 87H60V84H59ZM65 87V88H64ZM76 87V86H75ZM82 87V86H81ZM101 87V86H100ZM112 87H116V86H112ZM179 87H184V89H185V91L184 92H181V91H179L178 90V88ZM32 88H33V86H32ZM34 88H36L35 86H34ZM49 88H47V89H49ZM62 88V87H61ZM71 88V87H70ZM78 88H80V86L78 87ZM83 88L84 87H82L81 89L83 90ZM206 89H207V87H205ZM228 88V87H227ZM2 89H4L3 91H5L6 89H5V83H4V88H2ZM20 89H18V91L20 92ZM24 90L26 89V88H23ZM51 89H49V91L51 92ZM55 89H58V87L57 88H55ZM69 89V88H68ZM22 90V89H21ZM29 90V89H28ZM37 89H35V92L38 94H41V92L42 91H40V89L38 90V91H36ZM59 90H60V88H59ZM70 90V89H69ZM72 90H74V89H71V91ZM78 90H80V89H78ZM92 90V91H91ZM96 90H98V89H96ZM2 91V92H3ZM57 92H58V90H56ZM56 91H54V93L56 92ZM89 91V92H88ZM0 92H1V90H0ZM1 92V93H2ZM7 92V91H6ZM18 92V94H20L21 93V95L23 94V90H22V92H20L19 93ZM25 92V91H24ZM66 92V91H65ZM80 92V91H79ZM83 91H81V93H82ZM108 90H107V87L106 86H103L102 85V87H101V89H100V91H98V94H96L95 95V97L94 98H92L91 97V99L89 100L90 102H89V104H91V107H90V110L89 111H86L87 109V107L85 108V110H84V112H87V114H85V116L84 117H86V116H90V115H94V114H92V112H91V110L93 111H95V109H96V111H100L99 109L97 110V100L98 99H100V97H101V99L102 98H105L106 99V95L109 93L110 94V92H108ZM0 93V94H1ZM33 90H31V95H30V97H32V99H33ZM52 93V92H51ZM59 93V94H60ZM73 94H75L74 92H72ZM89 93V94H90ZM26 94L27 93H25L24 94V96L22 97L21 95V97H20V101H21V99H22V104H25V106L26 107H29V106H31V108H34V107H32V101L34 100H30L31 101V105H29L28 103H29V101H28V99H27V96H26ZM46 94V93H45ZM58 94V93H57ZM72 94V95H73ZM76 94H78L77 92H76ZM75 94V95H76ZM232 94V93H231ZM43 95V94H42ZM53 95V94H52ZM51 95V96H52ZM65 95V94H64ZM79 95V94H78ZM228 95H229V93H228ZM1 96V95H0ZM36 96V95H35ZM48 96H49V94H48ZM82 96V97H83ZM90 96V95H89ZM88 96V97H89ZM29 97V98H30ZM43 97V96H42ZM75 97H77V96H75ZM84 97H83V102H85L84 100ZM98 97V98H97ZM79 99V98H78ZM230 97H228V102L230 103ZM35 100H36V98H35ZM79 101V104L80 105H82V106H84V104L82 103L81 104V100L79 99L78 100ZM28 102V103H27ZM34 102V101H33ZM50 102V101H49ZM179 102V101H178ZM37 103V102H36ZM36 103H33V104H36ZM205 103L206 102H204V106H205ZM45 104H47V102L45 103ZM76 105H77V103H75ZM78 104V105H79ZM99 104V103H98ZM206 104H208V103H206ZM29 105V106H28ZM36 105H38V104H36ZM52 105H53V100H52ZM99 105H101V104H99ZM47 106H49V104H47ZM72 106H74V105H72ZM87 106V105H86ZM24 107V106H23ZM38 107V106H37ZM78 107V106H77ZM76 107V108H77ZM100 107V106H99ZM30 108V107H29ZM28 108V109H29ZM75 108V109H76ZM84 108V107H83ZM89 108V107H88ZM135 108V107H134ZM202 108H204V107H202ZM208 108V107H207ZM35 109H37V108H34V110ZM79 109H80V107H79ZM216 109V112L217 111H219L218 110V107H216L215 108ZM207 110H210V109H207ZM206 110V108L203 110V109H200V108H192L191 106L190 107H188V106H185V107H182V108H180V109H178V110H175L173 113H163V114H161V116H159L158 115V117H157V115L154 117V116H151V118L152 119H150V117L148 118V119H144V121L145 122H143V123H141V121H143V119L141 120V121H139V124H131L132 125V127H130V128H126V130L125 131H118V133L115 135V137L114 138H110V139H106V140H104V141H106V143L104 142H101L102 143V145H98L100 148V150L98 151V152H95V155H96V153H97V157H99V160L98 159H94L93 158V154H94V152H92V150L93 149H95L94 148V146L91 148V151L90 152H92L93 154H91V155H93L92 157L90 156V155H86V157H89V158H87V159H84V161H81V163L80 164H78L79 163V161H76V163H75V165H74V167H72L73 169V173H74V176L77 178L78 176L79 177H81L80 178V180L79 181H81V179L82 180H85V183L84 184H89L88 182H89V177H91V176H89L88 174H90L91 172L93 173V172H97L98 173V168H97V165L98 166H100L99 164H97V163H100L99 161L101 160V161H103V158L105 159V161H107L108 160V158L110 157V153H113L114 152V155H115V152L116 151H122L123 150V148H125V149H127V148H130L131 146V148H134V147H136V146H133V144H137V143H139L138 145H140V147H138V149L136 148V150H134L133 151V153L136 155L137 154V157H139L138 156V154L140 155V148L142 149V148H144L143 149V152L144 151H147V156L145 157V155H143L145 158H144V161H145V163H146V169H148L149 171H150V175L153 173L152 171H153V169H155L156 170V168L158 169L157 171H158V173H157V171L156 172H154L155 173V175L153 174V176H152V184H151V186L149 187V188H147V189H145L146 187H140L138 190H137V192H136V195H137V197L136 198H134V202L136 203V202H139V201H141L140 203H138V204H142L143 202H145V204H149V206L151 207V209H152V206H153V208H156L157 210H158V212L160 211V208H162V210L164 209V208H170V206H172L173 204L175 205L176 204V202L178 201V200H181L180 198L181 197H183V196H181L180 195V193H181V191L186 187L187 188V190L188 189H190L191 188V185H193L194 186V184H192V183H187V181L189 180V178H191V176H192V171H194L193 169L196 167V164H199V166L201 167V164L200 163H198V158H199V156L201 155L200 154V152H202L201 151V149L203 148V155H204V161L202 160V162H204V163H202L203 164V167L205 166V163H207V162H209L210 161V165H212L213 163H214V161H213V153H217L216 152V148H218V145H216V144H214L213 143V141H212V138H214L213 137V134H214V130H212L213 128H217V130H218V132H222V128H220L218 125H217V123H216V120L215 119H210L211 117L209 116L212 112H211V110L209 111V112H211L210 114L208 113V111ZM95 111V112H96ZM119 111H120V109H119ZM253 111H256V109H255V107L253 106V107H249V108H247L244 112H243V115H242V122L244 121V122H246L247 121V118L251 115V114H253ZM94 112V113H95ZM216 112H215V114H216ZM120 113V114H121ZM214 114V113H213ZM213 114H211V115H213ZM70 115V114H69ZM69 115H68V117H69ZM72 115V114H71ZM84 115V114H83ZM122 115V114H121ZM129 116V115H128ZM143 116V115H142ZM214 116V115H213ZM72 117V116H71ZM132 117H130V118H132ZM90 118V117H89ZM127 118V117H126ZM141 118V117H140ZM69 119V118H68ZM240 119H241V116L240 117H236L235 118V121L239 124V123H242L241 121H240ZM72 120V118H70V121ZM86 120V119H85ZM84 120V121H85ZM138 120H139V118H138ZM218 120V119H217ZM81 121H82V119H81ZM80 121V122H81ZM123 121V120H122ZM125 121H128V120H125ZM86 122V121H85ZM130 122V121H129ZM132 123V122H131ZM123 124V123H122ZM121 124V125H122ZM153 124V125H152ZM120 125V124H119ZM120 125V126H121ZM148 125H151L152 127H150V129H152L151 131L150 130H147V132H150V133H155L154 134V138H152L153 136H148L147 137V135H146V133H144L145 135H146V137L144 136V134H143V137H141L142 138V140H140L141 138H140V136L142 135H140V134H138L137 135V131H138V129L139 128H141V126H143V127H145V126H147V128H148ZM117 127H119V126H117ZM190 127H194V129L195 130H193L194 131V133H193V135H191V137H190V135H189V139H187V141L185 142V143H183V146H182V149H180V151L179 152H176L175 154H173L172 156V158L171 159H169V160H167L166 161V164L164 165V166H162V168H160L159 166H157V165H159V162H160V160H162L163 158H164V156H166V154L175 146V145H177L178 144V142H179V140L182 138V137H184V135L188 132V131H190L189 129H190ZM146 128V127H145ZM144 128V129H145ZM149 129V128H148ZM123 130H124V128H123ZM141 130V129H140ZM216 130V131H217ZM220 130V131H219ZM137 132V133H136ZM141 133H143V130H141L140 131ZM139 132V133H140ZM149 133V134H150ZM164 133H168V135H169V138H167V140H165L164 141V143L161 145V146H154L153 145V143L156 141V143H157V137H158V139H160L161 140V137H160V135H162V134H164ZM216 134V133H215ZM215 134H214V136H215ZM219 134V133H218ZM242 134H243V131L242 130H240V132H239V136L241 137L242 136ZM140 135V136H139ZM151 135V134H150ZM165 135H167V134H165ZM164 135V136H165ZM167 135V136H168ZM163 136V137H164ZM185 138H186V136H185ZM163 139V138H162ZM164 139H165V137H164ZM184 139V138H183ZM137 140H138V142H137ZM186 140V139H185ZM163 141V140H162ZM216 141V140H215ZM161 142V141H160ZM100 143V144H101ZM159 143V142H158ZM162 143V142H161ZM135 144V145H136ZM181 144V143H180ZM153 146V147H152ZM219 146H221V145H219ZM96 147V146H95ZM151 147V148H150ZM223 147V145L221 146V148ZM256 147H258V149L259 150H257V148ZM90 148V147H89ZM97 148V147H96ZM130 148V149H131ZM249 148V150H248V153H246L247 155H243V154H241L244 158L246 157L247 159H245V163H243L240 167H239V165H238V169H234V170H229L228 172L227 171H225L226 172V174L223 176L224 177V179H231L229 182L231 183V181L232 180H234L233 181V183H229V182H227V183H229L228 185L231 187L230 188V191L228 192V194H227V192H226V194H227V200L226 201H224V199H223V201L225 202V204L224 205H222V204H219V201H217V200H221L220 198L219 199H215V201H214V199H213V202L212 203H214L216 206H218V210L217 211H211V210H209L208 208H204V207H206V206H203V205H200V206H194V207H191V208H189V209H185V210H182L181 211V213H180V215L179 216H181V214H182V217L184 218V219H187L188 221H187V223L190 221V225L192 224L193 226H197V223L196 222H194V221H199V225H201V226H203L205 229H201L200 231H199V235H200V237H201V239L199 238V240L200 241H202V239L203 240H205V241H202V243H204L205 244V242H206V240H208L209 238H208V234H207V231L206 230H208L207 228V226L205 225V223H207L208 225L210 224V221L208 222L207 220H210L211 219V217L213 216L212 214L214 213V212H217L218 213V219L220 218V217H222V216H219V214H221V215H223V213H225V209H224V207H228V208H232L233 209V211H234V213H235V217H234V219L236 220H238L239 219V221H240V223L241 222H243L242 220L245 218V210H247L246 209V207L251 203V200L252 201H254V196L255 195H257L256 196V201H258V200H260L261 198H262V194H264V146H262V147H259V145L258 144H254V146H252V148L251 147H248ZM247 148V149H248ZM124 149V150H125ZM129 149V150H130ZM135 149V148H134ZM128 150V149H127ZM127 150H125V151H127ZM129 150H128V152H129ZM133 150V149H132ZM148 150H149V154H148ZM242 150L243 149H241V152H242ZM253 150V151H252ZM94 151V150H93ZM142 151V150H141ZM240 151V150H239ZM245 151V150H244ZM81 152V151H80ZM240 152V153H241ZM58 153H60V152H58ZM125 153V152H124ZM123 153V154H124ZM132 153V151H131V154H133ZM243 153V152H242ZM245 153V152H244ZM80 154V153H79ZM108 154H109V157L107 158V157H105V155L106 156H108ZM118 153H116V155H117ZM122 154V153H121ZM127 154V153H126ZM133 154V155H134ZM218 154H221V152L219 153L218 152ZM218 154H217V156H218ZM115 155V156H116ZM119 155V158H118V160H115V161H117V162H119V159H120V157H121V159H122V156H120V154H118ZM128 155V154H127ZM237 155V154H236ZM238 155H240V154H238ZM237 155V156H238ZM81 156V154L79 155V157ZM112 157H113V154L111 155ZM129 156H131V155H129ZM141 156V155H140ZM216 156V155H215ZM215 156H214V159H215ZM235 156V155H234ZM78 157V156H77ZM95 158H96V156H94ZM116 157H118V156H116ZM132 157V156H131ZM135 157V156H134ZM147 157H149V158H147ZM111 158V157H110ZM130 158V157H129ZM143 158V157H142ZM216 158H218V157H216ZM234 158V157H233ZM235 158H239V157H235ZM78 159V158H77ZM80 159L82 160L83 158H81L80 157ZM114 159V158H113ZM117 159V158H116ZM151 159V162H149V160ZM243 159V158H242ZM79 160V159H78ZM110 160V159H109ZM130 160H133V159H130ZM136 160V159H135ZM134 160V161H135ZM232 160V159H231ZM235 160V159H234ZM233 160V161H234ZM104 161V162H105ZM114 161V162H115ZM123 161V159L121 160V162ZM127 161V160H126ZM125 161V162H126ZM143 161V162H144ZM232 161V162H233ZM237 161V163H238V160H236ZM240 161V160H239ZM78 162V163H77ZM112 161H110V163H111ZM121 162H120V164H119V166H120V168H121V170H123L122 168V166L124 165L123 163V165L121 164ZM124 162V161H123ZM130 162V161H129ZM163 162V161H162ZM102 163V162H101ZM106 164H107V162H105ZM109 163V162H108ZM116 163V162H115ZM136 163V162H135ZM212 163V164H211ZM234 163V162H233ZM236 163V164H237ZM242 163V162H241ZM79 166H78V165ZM112 164H113V162H112ZM118 164V163H117ZM136 164H138V163H136ZM135 164V165H136ZM103 165H104V163H103ZM122 165V166H121ZM161 165V164H160ZM208 165V164H207ZM102 166V165H101ZM100 166V167H101ZM106 166V165H105ZM126 166V165H125ZM133 166V168H134V165H132ZM231 166H232V164H231ZM117 167H118V165H117ZM127 167V166H126ZM125 167V168H126ZM139 167V166H138ZM198 168L197 167V170L198 169H201V168H203V167H201V168ZM224 167V166H223ZM222 167V168H223ZM234 167V166H233ZM237 166H235V168H236ZM101 168H105V169H101V170H105L104 172L105 173H107V174H105L104 173V175H106V178L107 179H105V178H103V179H105L102 183H106L107 182V184L106 185H108V184H112L114 187L116 186V187H120V186H122L124 189H122L123 190V192L125 191V196H127L126 194H128V192H130L128 189H133L134 187L133 186H136L137 184H139V182H145L146 181V178H147V176H146V174L147 173H144V172H142V174H140L141 175V177H135L134 176V174H133V176L131 175V177L130 178H132L131 180H128V181H130V183H127V181H126V178L127 177H120L119 178V176H118V172H123V171H121V170H114V171H118V172H114L113 170H111L110 172H107V170H108V167L106 168V167H101ZM119 168V167H118ZM117 168V169H118ZM119 168V169H120ZM137 168V167H136ZM136 168H134V169H136ZM144 168H145V166H144ZM230 168V167H229ZM71 169V168H70ZM114 169V168H113ZM126 169H128V168H126ZM138 169V168H137ZM97 170V171H96ZM125 170V169H124ZM133 170V169H132ZM138 170H140V168L138 169ZM197 170H196V173H198L197 172ZM90 173H89V172ZM131 171V170H130ZM130 171L129 172H127L128 173V176H130L129 175V173H130ZM142 171V170H141ZM144 171V170H143ZM200 171V170H199ZM202 171V170H201ZM86 172V173H85ZM84 173V174H83ZM91 173V175L93 176L94 174H92ZM97 173H95V175L93 176V178H95V176H96V174ZM100 173H101V171H100ZM100 173H99V175H100ZM131 173H132V171H131ZM157 173V174H156ZM72 174V173H71ZM78 174H80V175H78ZM86 174H87V177H88V179H85L84 177H82V175L84 176L85 175V177H86ZM138 174V175H139ZM199 174V173H198ZM224 173H222V175H223ZM73 175V174H72ZM101 175H103V173H101ZM103 175V176H104ZM122 175V174H121ZM120 175V176H121ZM195 175V174H194ZM193 175V178H191V179H193L194 181H195V178H197L196 176H194ZM221 175V176H222ZM136 176H137V174H136ZM243 176H246L245 178H246V180L245 179H243ZM248 176L250 177V178H248ZM253 176H255V177H253ZM72 177V176H71ZM74 177V178H75ZM78 177V178H79ZM149 177V176H148ZM222 177V178H223ZM84 178V179H83ZM92 178V177H91ZM129 178V177H128ZM150 178V177H149ZM192 180V181H193ZM258 182H260L259 183V185L256 183L257 181ZM95 181V180H94ZM131 181H132V183H131ZM191 181V182H192ZM87 182V183H86ZM126 183V184H125ZM193 183H195V182H193ZM127 184H128V186L130 185V186H132V187H130V188H126L127 187ZM255 184V186H256V184H257V186H259V187H257L256 186V188L253 186ZM84 186V185H83ZM82 186V187H83ZM86 186V185H85ZM88 187V186H87ZM115 187V188H116ZM122 187H120V189L122 188ZM148 187V186H147ZM46 188V186H44L43 187V189H45ZM48 188V187H47ZM45 189V193H46V190H48V189ZM86 188V187H85ZM112 188V187H111ZM258 188H259V190L260 191H258L257 193L258 194H256V191L258 190ZM254 189H256V191L254 190ZM122 190H119V191H122ZM186 190V189H185ZM184 191V190H183ZM190 191V190H189ZM42 192L44 193V191L42 190ZM122 192V193H123ZM221 192H223L222 190H221ZM44 193V194H45ZM121 192H120V194L121 195H123ZM183 193V192H182ZM57 194H59V193H57ZM55 195V198H57V196L58 195ZM61 194V193H60ZM73 194H74V192H73ZM186 194V193H185ZM187 194H188V191H187ZM220 194V193H219ZM65 195V194H64ZM74 195H76V193L74 194ZM129 195V194H128ZM216 196H217V194H215ZM224 194H222V196H223ZM3 199H4V197H5V194L4 193H2L1 195H0ZM62 196L63 195H61V198H62ZM125 196H123V197H125ZM185 196V195H184ZM60 197V196H59ZM64 197V196H63ZM75 197H78V198H80L81 196H79V195H76ZM14 199L13 200H11L10 201V203L11 202H13V204L15 203V202H17L15 205H13L12 203V205L10 204V206L9 205H4V206H6V207H2L3 209H0V264H7V263H9L10 262V260H13V258L14 257H16L17 255H18V252H19V249H13V247L15 246V245H20V247L22 246V247H29V248H32L33 249V254L34 255H36V254H38L39 255V257H42V254L43 253H46L48 256H53V257H55L56 256V254H57V252L59 251V262L61 263V264H115V263H117V264H119V263H121V262H110L109 260V258L107 259V257L105 258L104 257V255H102V254H100V253H94V252H90V250H87V249H85V250H83L84 252H82L81 253V251L80 252H77V251H75V248H73V245H69V246H72L70 249L69 248H67V245H66V243H64L65 244V246H63V242H64V240H65V236H67L66 235V233L68 234V230H67V228H64V223L61 221V220H56V219H54L50 214H48L47 212H41L32 202H28V203H26L25 202V195L23 196V195H20V194H18V196H16V197H13ZM65 198V197H64ZM102 198V197H101ZM213 198V197H212ZM58 199V198H57ZM95 199V198H94ZM146 199V200H145ZM56 200V199H55ZM90 201L92 200V198L91 199H89ZM67 201V200H66ZM60 201H58V203H59ZM92 202V204H90L87 208L89 209V208H91V209H97V207L98 208H100L99 206H101V204H99V203H97V202H93V200L91 201ZM9 203V202H8ZM221 203V202H220ZM255 203V202H254ZM253 203V204H254ZM56 204V203H55ZM61 204V203H60ZM59 204V205H60ZM137 204V205H138ZM210 204V203H209ZM256 204V203H255ZM259 204V203H258ZM264 204V203H263ZM104 207L106 206V204L104 205V204H102ZM136 205V204H135ZM173 205V206H174ZM219 205H220V207H219ZM140 206V205H139ZM210 206H211V204H210ZM256 206V205H255ZM1 207V206H0ZM109 207V206H108ZM108 207H106L108 210L110 209V208H108ZM143 208L145 207V206H142ZM214 207V206H213ZM251 207H252V205H251ZM259 207V206H258ZM86 208V210L88 211V212H90L91 213V209H90V211L88 210ZM105 208V209H106ZM145 208H148V205H146V207ZM144 208V209H145ZM212 208V207H211ZM248 208V207H247ZM264 208V207H263ZM102 209H104V208H101L100 210H98V211H101V212H99V213H96V214H93L94 216H96L97 218H100V217H102ZM103 210L104 211V213L105 214H108L107 213V211L106 210ZM150 209V210H151ZM213 209H215V207L213 208ZM217 209V208H216ZM224 209V210H223ZM259 209V208H258ZM92 210V211H93ZM149 210V209H148ZM149 210V211H150ZM153 210V213H154V209H152ZM161 210V211H162ZM56 212H57V210H55ZM97 210H95V212H96ZM106 211V212H105ZM109 211H112V209H110ZM114 211V210H113ZM113 211H112V213H113ZM165 211V210H164ZM223 211V212H222ZM232 211V212H233ZM263 211V212H262ZM262 211H260L257 215L259 216V217H257V219L255 220L256 222L253 224V226H252V234L251 235H254V237H257V236H261V235H263V238L260 240V241H256L257 243H254V250H253V252H252V250L248 253V255L250 254V256L248 257V255L246 256V260H244L243 259V263L242 264H264V210L262 209ZM94 212V213H95ZM117 212V211H116ZM146 213L148 212L147 210L145 211ZM151 212V211H150ZM157 211H156V213H158ZM249 212V211H248ZM103 213V214H104ZM111 213V212H110ZM109 213V214H110ZM115 213V212H114ZM119 213V212H118ZM117 213V214H118ZM121 213V212H120ZM120 213L118 214V215H120ZM161 213V212H160ZM108 214V215H109ZM144 214V215H143ZM90 215V214H89ZM93 215H91V217L93 216ZM114 216L116 215V213L115 214H113ZM112 215V216H113ZM140 215H143V216H145V213L144 212H142ZM158 215V214H157ZM217 216V214L216 213H214V216ZM247 215V214H246ZM94 216H93V218H94ZM105 216V215H104ZM110 216V215H109ZM117 216V215H116ZM123 215H120V216H118V218L119 219H123L124 218V216L122 217ZM216 216H215V218H216ZM106 217H107V215H106ZM106 217H105V219H106ZM111 217V216H110ZM109 217V218H110ZM255 217V218H256ZM91 219L92 220V222H93V220L95 219ZM108 218V217H107ZM108 218V219H109ZM113 218V217H112ZM111 218V219H112ZM133 218H134V220L135 221H137V222H140V224H142L143 225V228L147 231V232H150L152 235H157V234H159V235H161L162 233H163V236H162V238H160V239H162V241H165L164 239L165 238H167L166 236V234L167 233H165V237H164V232H171L172 231V229L173 230H175L174 228H172V229H170V228H167V229H165L164 231L163 230H160L159 228H151V230H150V228H149V225L146 223V222H144L143 220H140L139 219V217H134L133 216ZM144 218V217H143ZM107 219V220H108ZM111 219H110V221H111ZM115 219H116V217H115ZM125 219V218H124ZM123 219V220H124ZM114 220V219H113ZM122 220V221H123ZM182 220V219H181ZM236 220V221H237ZM95 221V220H94ZM97 221H99L98 219L95 221V222H97ZM101 221H102V219H101ZM117 221V220H116ZM120 221V220H119ZM119 221H117V222H119ZM207 221V222H206ZM215 221V220H214ZM91 222V221H90ZM94 222V223H95ZM186 222V221H185ZM254 222V221H253ZM120 223H122V222H120ZM123 223H127V222H125V220H124V222ZM184 223V222H183ZM186 223V224H187ZM196 223V224H195ZM237 223H239L238 221H237ZM128 224H131L132 225V223H128ZM93 225V224H92ZM198 225V226H199ZM91 226V225H90ZM173 226H175V225H173ZM173 226H170V227H173ZM184 226V225H183ZM197 226V227H198ZM66 227V226H65ZM130 227H132V226H130ZM169 227V226H168ZM177 227V226H176ZM187 227V226H186ZM185 227V228H186ZM85 228H87V229H85L86 231H85V233H87L89 236L93 233L92 232V230L94 231V229L92 228V227H85ZM133 228V227H132ZM149 228V230H147ZM165 228V227H164ZM178 229H179V227H177ZM176 228V229H177ZM177 229V230H178ZM184 229V228H183ZM182 228H181V231L180 230H178V232L180 231L181 233H182V236H184L185 238L187 237L186 235H187V233L183 230ZM188 229V228H187ZM18 231H20V235H19V239H20V241H18V239L16 240V241H14L17 237H16V235H17V232ZM129 231V230H128ZM131 231V230H130ZM129 231V232H130ZM145 232V231H144ZM173 232V231H172ZM177 232V231H176ZM176 232H173L174 233V237H176V235L178 236V234H175ZM161 233V234H160ZM189 233V232H188ZM150 234V235H151ZM180 234V233H179ZM136 235H138V234H136ZM158 235V236H159ZM170 235V238H167V240L168 239H174V237L173 238H171L172 236L171 235H173V234H169ZM189 236L190 235H192V234H188ZM198 235V236H199ZM91 236H93V235H91ZM143 236V235H142ZM179 236H181V234L179 235ZM193 236V235H192ZM198 236H196V237H198ZM23 237H28L29 238V241H27V244L26 245H23L22 244V238ZM144 237V236H143ZM152 237V236H151ZM191 237V236H190ZM196 237H194V239H193V237H192V239L190 238V241L191 242H193L194 240H195V238ZM226 237V236H225ZM254 237H252V238H254ZM136 238H137V236H136ZM138 238H139V235H138ZM164 238V239H163ZM179 238V237H178ZM177 238V240L179 241V239ZM71 239V238H70ZM73 239V238H72ZM71 239V240H72ZM103 239V238H102ZM225 239V238H224ZM255 239V238H254ZM177 240H173L174 242H176ZM182 240H184V239H182ZM187 240V242L189 241V239H186ZM198 240V241H199ZM73 241V240H72ZM103 241V240H102ZM101 241V242H102ZM189 241V242H190ZM66 242H68L69 243V241H68V239H67V241ZM100 242V243H101ZM106 244H107V242L108 241H106V239H105V241H104ZM103 242V243H104ZM117 242V241H116ZM179 242H181V240L179 241ZM190 242V243H191ZM209 242V241H208ZM99 243V242H98ZM99 243V244H100ZM103 243L101 244V246L103 245ZM104 243V244H105ZM182 243H184V242H182ZM181 243V244H182ZM175 244H177V242L175 243ZM181 244H177V245H181ZM188 244V243H187ZM186 244V242H185V245L183 244L182 245V247H183V249H182V251H186L187 250V248H185V246L187 245ZM208 244V243H207ZM109 245H111V246H113V248H114V244H112V243H108V245H106V246H109ZM116 245V244H115ZM117 245H118V243H117ZM206 245V244H205ZM209 245V244H208ZM225 245V244H224ZM61 246H63L65 249H62L61 250ZM75 246V245H74ZM173 246H174V249H172V251L171 252H173L174 250H175V247L177 248V246H175L174 245V243H173ZM192 246V247H191ZM191 246L189 245V248H192V250H194L193 249V247L195 248V243L193 242V245L191 244ZM122 248H123V246H121ZM120 247V248H121ZM179 247V246H178ZM188 247V246H187ZM221 247H223V245L221 244ZM73 248V249H72ZM111 248V247H110ZM145 248H147V247H145ZM208 248H209V246H208ZM67 249V250H66ZM72 249V250H71ZM185 249V250H184ZM204 249H206L205 248V246H204ZM213 250H214V248H212ZM221 249V248H220ZM224 249V248H223ZM77 250V249H76ZM213 250H211V252L213 251ZM218 250V249H217ZM216 250V251H217ZM225 250V249H224ZM122 251V250H121ZM144 252H143V254L145 253V252H147V251H145V250H143ZM182 251H180V249H178V252H177V250H176V252L177 253H179L180 252V255L182 254L181 252ZM208 251V250H207ZM207 251H206V253H207ZM215 251V250H214ZM216 251H215V253H216ZM187 252H189L190 253V258L192 257V254H196V250L194 251L195 253H191L189 250L187 251ZM210 252V251H209ZM218 252V251H217ZM223 252V251H222ZM221 252V253H222ZM148 253V252H147ZM147 253H145L146 255L145 256H147L148 254ZM184 255H186L185 254V252L183 253ZM188 254V253H187ZM212 254V253H211ZM32 255V254H31ZM174 256L175 255H177V254H173ZM222 255V254H221ZM219 256V255H218ZM178 257L179 258H182L181 256H179V254H178ZM193 258V257H192ZM191 258V259H192ZM180 260V259H179ZM241 261H242V259H240ZM240 260H239V263H240ZM235 263V262H234ZM238 264V263H237Z\"/></svg>",
  "mask_w": 264,
  "mask_h": 264
}]
</instances>
